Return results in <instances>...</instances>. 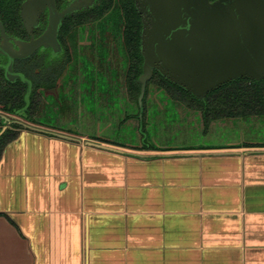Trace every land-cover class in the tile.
<instances>
[{"label": "crops", "instance_id": "crops-1", "mask_svg": "<svg viewBox=\"0 0 264 264\" xmlns=\"http://www.w3.org/2000/svg\"><path fill=\"white\" fill-rule=\"evenodd\" d=\"M243 124L142 148L20 122L0 157V264H264V140Z\"/></svg>", "mask_w": 264, "mask_h": 264}, {"label": "flooded vegetation", "instance_id": "flooded-vegetation-1", "mask_svg": "<svg viewBox=\"0 0 264 264\" xmlns=\"http://www.w3.org/2000/svg\"><path fill=\"white\" fill-rule=\"evenodd\" d=\"M25 1L27 0H24L20 5V22L18 24L7 26L0 16V43L5 45V49L1 48L2 50H0V92L7 93L10 91L9 89L17 90V88H19L18 90L26 89V103L19 109L15 108V112L3 110L4 105L0 104V118L8 123L1 135L10 126L19 125L20 122L51 126L53 120V124H66V128L59 127L68 131L82 132L89 129L88 131L94 134L98 129H90L92 128L90 125L93 123L95 126L105 127L103 133L108 136L107 133H111L118 123V104L121 109L125 110V107H121L123 104L119 95L122 87L119 86L118 81L119 62H122L121 66L126 65L124 71L126 91L130 100L136 104V106L128 104L126 110L128 112L136 111L141 127L139 130L140 139L136 143H131L142 148H151L152 145L157 147L158 144H155L151 139L149 127L152 123L167 122L165 112L170 109L171 105L167 102L168 98L163 103L164 107L161 106V102L148 100L149 83L153 82L151 80L157 69H154L153 76L147 81L142 97L140 75L143 71L139 74V93L136 97L132 95L129 76L131 70L134 69V46H128L126 40L128 22L123 7L119 8L121 4L118 0L106 1L105 4L108 6L103 7V11L101 7L103 0H94L91 5L68 13L62 19L57 40H53L46 46L40 45L28 54L17 56L14 51L20 50L18 41L25 44L34 41L45 32L49 25L48 8L40 12L35 24L34 21L26 24L22 16V5ZM71 1L74 0H56L58 10L62 11ZM94 5L96 8H93ZM88 9H90L89 14L86 13ZM92 10L101 13H93ZM136 10L142 23L139 43L142 55L143 17L137 7ZM75 12H83L81 14L83 16L71 19L72 22H67L64 27L66 18ZM120 36L122 43L121 48H118L117 43ZM118 52H122L123 61H119ZM163 90L166 91L165 88ZM76 92H79L78 98H76ZM46 101L48 103L50 101L54 107L48 108L38 117L37 111H39L42 102V105L47 104ZM165 107L168 108L164 109ZM157 120L159 122H156ZM84 121L90 127L81 130L82 127L79 124H84ZM16 132L20 133L21 129L14 128L10 135ZM125 140L130 141L127 138ZM164 146L166 145L164 144Z\"/></svg>", "mask_w": 264, "mask_h": 264}, {"label": "water", "instance_id": "water-1", "mask_svg": "<svg viewBox=\"0 0 264 264\" xmlns=\"http://www.w3.org/2000/svg\"><path fill=\"white\" fill-rule=\"evenodd\" d=\"M94 0H74L59 11L56 0H27L26 24L49 9L45 32L21 43L17 56L57 40L62 19ZM143 17L142 93L157 69L199 99L221 85L239 79H264V0H135ZM1 48L5 45L0 43ZM141 101V100H140ZM8 123H3L1 133ZM205 131V130H204Z\"/></svg>", "mask_w": 264, "mask_h": 264}, {"label": "trees", "instance_id": "trees-1", "mask_svg": "<svg viewBox=\"0 0 264 264\" xmlns=\"http://www.w3.org/2000/svg\"><path fill=\"white\" fill-rule=\"evenodd\" d=\"M23 1L24 0H0V16L6 22L7 26L18 24L20 22L19 9ZM106 1L111 2L114 0H103L101 5L102 11L103 7L108 6V4H105ZM118 2L121 4L119 8L123 7L128 22V29L126 30L128 46H134L133 56L135 57V63L134 69L131 70L129 81L131 93L136 97L139 93L138 76L143 71V57L139 50L142 23L136 10L134 0H118ZM93 8H96V5H94ZM92 12L97 14L101 13L95 10H92ZM82 13L83 12H75L69 14L65 20L64 27L67 25V22H72L71 19H78L83 16L81 15ZM86 13L89 14L90 9H88ZM151 81L156 82L161 87L165 88L166 92L174 101L183 102L190 107L200 110L205 129H207L209 123L213 119L217 118L264 117V79L254 80L249 78H239L227 82L209 92L204 99L197 98L189 91L173 83L158 70H155V74ZM18 89L19 88H17V90L9 89L10 91H7V93L0 92V104L4 105L3 110L15 112V108L19 109L24 106L26 103V89ZM33 98L34 96L32 95V99ZM2 127L3 122L0 118V131ZM14 128L22 129L20 125H12L0 137V157L5 145L13 140L19 133L16 132L17 134L10 135ZM151 147L155 148L153 145Z\"/></svg>", "mask_w": 264, "mask_h": 264}, {"label": "rangeland", "instance_id": "rangeland-1", "mask_svg": "<svg viewBox=\"0 0 264 264\" xmlns=\"http://www.w3.org/2000/svg\"><path fill=\"white\" fill-rule=\"evenodd\" d=\"M122 38L118 39L117 46L118 48H121V43H122ZM119 56V61H123V54L122 52H118ZM119 71L120 75L118 78L119 81V86L122 87L121 89V94L119 95L122 100L121 105L122 108L125 107L124 109L120 108V105L118 104V109H117V120L118 123H116V127L112 130L111 133H113L114 136L118 137L119 140L122 142L126 141L129 139V142H134L138 141L140 139V126H139V121L137 118V113L136 111H130L128 112L126 110V107L129 105L131 106H136L135 102L130 100L129 95L126 91V84H125V66H121L122 62H119ZM122 71V72H121ZM150 85V90L148 93V100L150 99L152 101H157L161 102V106H165V99H167V102L170 103L171 107L170 109L166 110L165 116L167 119V122L162 123L160 122L159 124H151L149 129L151 133V139L154 140V143H163L168 146H181V145H188V144H195V143H200V144H207L211 143L210 141H217V142H222L221 139L224 138H231L230 135H239L241 134V131L238 129L240 128L241 125L247 124L249 128L247 129V133L254 134L255 136H259V138L264 140V117L262 116H252L249 118H241V117H235V118H217L213 119L210 123L212 124L213 122L215 123L214 128H210L209 126L207 129H205V125L203 123L202 119V114L201 111L198 109H195L193 107L188 106L187 104L180 102V101H174L169 94L163 90V88L156 82H151L149 83ZM77 93V97L79 95V92ZM163 97V98H160ZM165 97V98H164ZM164 101H163V100ZM46 105H42L43 102L41 103V107L39 108V111H37V116L39 117L42 113L46 112L48 108L54 107V105L49 101V103L46 101ZM169 105V104H168ZM74 107V104H73ZM120 108V109H119ZM168 107H165L164 109H167ZM162 109V110H164ZM162 112V111H161ZM64 116V115H63ZM60 118L62 117L59 116ZM159 116L157 117V119ZM55 119V116H54ZM23 121V120H22ZM74 121V120H73ZM227 122V126H232L234 125V128L230 130H224L222 127L216 125L221 124L217 122ZM26 122V121H25ZM85 122V121H84ZM156 122H159L157 120ZM241 122V123H240ZM60 123V122H59ZM67 123V122H66ZM72 123V122H71ZM256 124V126H255ZM66 125V124H65ZM65 125L61 124L58 125L57 123L52 124L51 126H55V128H60L65 127ZM82 129L85 130L87 127L89 128L90 126L92 130H97L99 126H95V124L91 123L89 126L88 123L84 124H79ZM94 125V126H93ZM226 126V128H228ZM66 128V127H65ZM167 129V130H166ZM82 131L81 133H86V134H92L90 131ZM205 130V131H204ZM110 133L108 132V135ZM165 141V143H164Z\"/></svg>", "mask_w": 264, "mask_h": 264}]
</instances>
